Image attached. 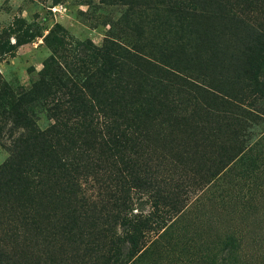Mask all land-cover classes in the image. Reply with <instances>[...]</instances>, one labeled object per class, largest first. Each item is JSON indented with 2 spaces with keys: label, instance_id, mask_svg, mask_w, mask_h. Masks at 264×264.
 Wrapping results in <instances>:
<instances>
[{
  "label": "trees",
  "instance_id": "1",
  "mask_svg": "<svg viewBox=\"0 0 264 264\" xmlns=\"http://www.w3.org/2000/svg\"><path fill=\"white\" fill-rule=\"evenodd\" d=\"M251 1L258 7L238 12L230 8L221 16L230 37L220 46L226 44L222 50H228L229 43L235 52L227 53L234 64L225 69L234 79L231 86L198 73L197 63L190 66L192 61L210 62L202 52L210 49L206 39L211 0H166L156 4L162 9L152 21L153 33L141 32L140 45L110 36L79 62L75 75L53 59L30 92L47 107L54 122L49 128L38 127L25 100L7 104L0 122V144L9 154L0 165V210L10 213L7 218L12 222L13 217L17 230L33 232L28 243L36 235L55 231L66 233L71 242L86 235L85 248H97L104 254L100 264H112L119 260L123 244L136 252L151 229L153 216L141 222L124 213L128 192L142 190L156 211L162 205L173 212L179 187H162L165 179L144 168L155 161L157 142L166 139L165 123H154L180 114L177 106L185 97L236 110L256 94L263 98L264 0ZM219 15L218 11L214 18ZM8 96L0 93V101ZM85 186H98L105 194H88ZM87 215L97 217V222L82 230L79 223ZM9 245L0 240V264H9L4 253Z\"/></svg>",
  "mask_w": 264,
  "mask_h": 264
},
{
  "label": "rangeland",
  "instance_id": "2",
  "mask_svg": "<svg viewBox=\"0 0 264 264\" xmlns=\"http://www.w3.org/2000/svg\"><path fill=\"white\" fill-rule=\"evenodd\" d=\"M158 1L166 0H0V93L9 94L0 101V122L4 108L23 99L39 128L52 126L47 107L30 92L52 67L53 59L75 75L79 62L110 36L126 45H140L141 32L153 33L152 21L162 9ZM211 2L212 18L205 36L210 49L202 52L210 62L192 61L190 66L197 63L198 73L231 86L234 79L225 69L234 64L233 47L228 43L231 50H222L226 44L220 46L230 37L222 13L258 6L251 0ZM218 11L220 18H214ZM4 43L6 48H1ZM260 82L264 84V65ZM244 105L238 110L223 109L207 99L185 97L177 106L180 114L154 123H165L166 139L157 142L155 161L144 168L165 179L162 187H179L178 206L171 213L162 205L156 211L142 190L128 192V212L124 213L141 222L144 216H153L151 229L136 252L123 244L119 260L112 264H264V95L256 94ZM8 158L0 144V165ZM85 187L88 194L100 190ZM1 211L0 240L11 245L4 248L9 264L102 263L103 252L85 248L86 235L71 242L66 233L55 231L36 235L28 243L33 232L17 230L13 217L12 222L7 218L10 213ZM86 217L79 223L82 230L97 220ZM123 231L120 227L118 233ZM13 239L18 240L11 244Z\"/></svg>",
  "mask_w": 264,
  "mask_h": 264
}]
</instances>
